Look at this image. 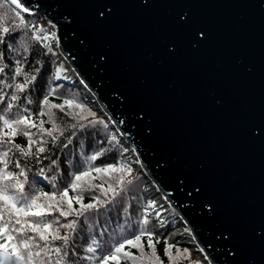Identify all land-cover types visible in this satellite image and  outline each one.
Returning <instances> with one entry per match:
<instances>
[{"label":"water","instance_id":"water-1","mask_svg":"<svg viewBox=\"0 0 264 264\" xmlns=\"http://www.w3.org/2000/svg\"><path fill=\"white\" fill-rule=\"evenodd\" d=\"M21 2L207 258L264 264V0H104L103 20L98 0Z\"/></svg>","mask_w":264,"mask_h":264},{"label":"snow or ice","instance_id":"snow-or-ice-1","mask_svg":"<svg viewBox=\"0 0 264 264\" xmlns=\"http://www.w3.org/2000/svg\"><path fill=\"white\" fill-rule=\"evenodd\" d=\"M144 3L147 4L148 0H144ZM98 4L100 7L97 17L103 20L112 12V7L104 0H98ZM24 13L31 14L21 0H0V45L7 44L8 50L16 57L9 78L6 71L9 64L5 62L4 52L0 51V264H81V261H86L87 264H164L156 248L160 239L157 238L154 243L155 233L147 227L150 222L148 211L156 210L153 201H149L144 207L138 230L125 231L126 223L118 225L109 240L92 235L90 242L83 248L87 255H79L75 250V235L80 218L89 220V213L99 212L108 205L115 207L122 204L136 180L133 169L126 161L103 166L96 164L109 150L108 147L90 155L82 154V170L74 172L71 182L62 190L57 187V176H46L44 167L39 169L38 175L47 180L53 190L43 191L35 183H29L28 174L31 169L28 163L35 160L40 164L48 159L44 154L50 151L49 144L56 147L63 137L66 143L62 146L67 148L77 131L96 125H102L107 130L108 124L103 119H90L96 113L74 94L61 93V85L50 84L40 101L38 112L34 113L26 106L32 104L33 100L30 94H23L34 87L43 66L40 61H36L39 67L25 70L31 42L41 44L47 52L55 55L51 45L42 42L55 40L59 46V38L55 32L48 34L36 21H26ZM189 22L187 14L179 17V23ZM18 32L21 36L15 43L6 40V37ZM203 39L204 33L198 32L196 41ZM99 59L104 60L105 57L100 55ZM62 72V66L56 69V80L62 78ZM22 98L25 105L19 103ZM53 98L61 100V103L52 102ZM54 110H59L74 122L65 123ZM45 124L50 127L46 128ZM66 132L71 135L65 136ZM253 135L259 136V130H254ZM19 136L25 138L26 144L16 143ZM114 144L118 147L119 141L115 135H111L108 145L111 147ZM51 165L56 166L57 161L52 160ZM95 180L100 183H93ZM96 190H99L100 195H91L90 202L84 203V193ZM192 191L198 194L200 189L196 186ZM70 192L73 195H69ZM74 204L79 207H74ZM124 210L127 211V208ZM159 215L157 212L158 218ZM160 223L163 224L164 221L161 220ZM221 235L224 239H229L228 235ZM261 235H264V229L257 231V236ZM145 237L150 251L145 250ZM164 243V256L169 264H176L179 259H190L188 249L169 244L167 239ZM203 251L201 248L200 252ZM227 254L236 256L232 249Z\"/></svg>","mask_w":264,"mask_h":264},{"label":"trees","instance_id":"trees-1","mask_svg":"<svg viewBox=\"0 0 264 264\" xmlns=\"http://www.w3.org/2000/svg\"><path fill=\"white\" fill-rule=\"evenodd\" d=\"M14 7V6H12ZM26 21H36L38 25L45 28L48 34L53 33V28L43 23V18H37L35 16H27L23 14ZM21 36V33H16L15 35H10L6 37V40L15 43L16 40ZM53 40H49L47 43L50 44L52 47ZM0 51H3L5 54V62L9 64V69H7L8 77L11 76V68L13 66V61L16 58L15 54L12 51L8 50L7 44L0 45ZM55 52V55H52L50 52H47V49L42 47L41 44L36 42H31V50L30 55L28 57V63L25 68L26 71L33 70L35 67H39L40 65L36 63V61H40L42 64L41 71L37 77L35 85L33 88L23 94L24 96L31 95V99L33 103L30 105H26L28 108L31 109L32 112H38L40 110V101L44 95H46L48 87L51 85H61L60 92L65 94H74L80 101L85 103L86 107L91 109L95 112L80 95L79 89L74 85H69L66 83H55L52 80L53 71L55 61L58 58V53ZM54 103H61L59 99H52ZM21 105H25V101L22 98L19 102ZM15 111V109H14ZM57 112L58 118H61L65 123L71 124L72 121L69 117L65 116L63 113H60L59 110H54ZM94 118L90 119H103L106 124H108V129L105 130L102 125H96L95 127H88L85 128L83 131H77L76 136L72 139V143L68 145L67 148H64L62 145L66 143V140L61 137L60 141L57 142V146L53 147L49 144L50 151L45 153L44 155L48 156V159H44L42 163L37 164L35 160H31L28 163V167L31 171L28 174L29 183H35L38 188H42L43 191H52V186L48 183L47 180L43 179L40 175H38L39 169L41 167L45 168V175L51 178L53 175L57 176V187L62 190L66 187L72 180V174L74 172H78L82 170L84 163H83V156L90 155L101 148L108 147L109 150L104 154L103 157L96 161L98 166H103L107 164L116 163L120 161L121 152L123 150L122 146L112 145L109 147L108 140L111 136L110 130V122L106 120L104 117H101L97 112ZM45 127L48 128L50 125L45 124ZM35 131V130H33ZM71 135L70 132H66L65 136ZM16 143L21 145L26 144V140L23 136H19L16 139ZM56 160L57 165L52 166L51 161ZM133 169V175L136 177L134 181V185L132 186L131 190L125 196V199L122 204H118L117 206L108 205L107 208H101L99 212H92L88 215L90 216L89 220H85L84 217H81L78 226H77V234L75 235V243H76V252L79 255H87V253L83 252V248L90 242V237L95 235L97 238H102L103 240H109L112 236L113 230L117 228L118 225L127 224V230L136 231L139 227V220L142 219L143 209H144V200L142 198V189L144 187L145 178L142 174L136 173L133 166L130 165ZM18 171V170H17ZM93 183H100L99 180L93 181ZM27 188V185H26ZM69 195H73V193H69ZM97 195L99 196V190L95 192L84 193V203L90 202V196ZM74 207H79L78 205L74 204ZM127 208V211L124 209ZM58 215V214H57ZM74 217H69V219H73ZM149 224L148 229L149 231L153 232V220L149 217ZM63 222V218H61ZM159 238L160 243L156 245L157 253L164 261V264H169L167 257L164 256V249L165 243L164 240L167 239V242L170 243L168 237L162 239L161 237L155 236L153 237V242ZM143 242L145 244V250L150 251L147 248V238H143ZM59 243V242H57ZM181 249H188L190 252V259H179L176 261V264H193V262H199V264H204L202 260L195 257V255L190 251L189 248L177 245ZM135 252V249H133ZM173 254L175 255V248H173ZM81 264H87L86 261H81Z\"/></svg>","mask_w":264,"mask_h":264},{"label":"bare ground","instance_id":"bare-ground-1","mask_svg":"<svg viewBox=\"0 0 264 264\" xmlns=\"http://www.w3.org/2000/svg\"><path fill=\"white\" fill-rule=\"evenodd\" d=\"M67 76H68V78H71L72 77L71 73H68ZM86 96H87V98L90 101H92V104H94L95 106L97 105L95 99H93V97L91 95H86ZM132 154H134V151L132 149L131 150H128L127 155L130 156ZM139 164L140 163L138 161V164L137 165L139 166ZM149 180L152 181V182H150L152 184H151V187L147 191V193H149L148 197L150 195H153L154 198H156L157 202L155 203V205H158L156 211H158L160 213L159 217H161V220L164 221V223H165V222H168L172 218H178V220L180 221V227H181V233L179 232L178 235L179 236L181 235V238H183L185 240L187 239L188 241H190L191 243H193V245L196 247V251H199L200 252L201 246L199 245L197 239L192 234V231L190 230V228L187 226V224L183 220L182 216L179 215L171 207V205L167 202V199L159 191V189L157 188V186L155 185V183L153 182V180L152 179H149ZM200 253H201V255H204L205 252L203 251V253L202 252H200Z\"/></svg>","mask_w":264,"mask_h":264},{"label":"rangeland","instance_id":"rangeland-1","mask_svg":"<svg viewBox=\"0 0 264 264\" xmlns=\"http://www.w3.org/2000/svg\"><path fill=\"white\" fill-rule=\"evenodd\" d=\"M57 46V45H56ZM65 71H67V68L65 69ZM135 158V157H134ZM133 158V159H134ZM129 159L130 161H136V159ZM140 166V165H139ZM138 166V167H139ZM150 182H152V181H150L149 180V184L147 185L148 186V188H147V191H148V189L151 187V184L152 183H150ZM150 185V186H149ZM148 195V194H147ZM149 201H153L154 203H156L157 202V200H156V198H154V196L152 195L151 197H149L148 199H147V201H146V205H147V203L149 202ZM157 207H158V205H156V209H157ZM157 212L158 211H152V210H150V213L152 214V216L154 217V218H156V220H157ZM178 219V218H177ZM177 219H174L173 221L174 222H176V221H178L175 225H174V227L171 229V231L169 232V235H170V237H171V241L172 242H177V243H183V242H185L186 244H188V246H190V251L195 255V257L197 258H199V259H204V257L202 258L201 257V253L199 252V251H197V253L196 252H194V250H196V247L193 245V243H190L187 239L185 240V239H183V238H181V235L179 236L178 235V233L180 232L181 233V227H180V221L179 220H177ZM158 221V220H157ZM179 224V225H178ZM178 235V236H177ZM192 244V245H191ZM189 248V247H188ZM193 248H195L194 250H193ZM198 253H200V254H198Z\"/></svg>","mask_w":264,"mask_h":264}]
</instances>
